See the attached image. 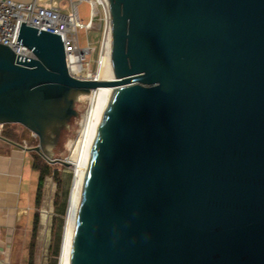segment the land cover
<instances>
[{
	"label": "water",
	"instance_id": "1",
	"mask_svg": "<svg viewBox=\"0 0 264 264\" xmlns=\"http://www.w3.org/2000/svg\"><path fill=\"white\" fill-rule=\"evenodd\" d=\"M100 1L112 80L72 77L61 38L26 24L33 58L0 44V125L48 161L78 96L114 88L71 264H264V0Z\"/></svg>",
	"mask_w": 264,
	"mask_h": 264
},
{
	"label": "rangeland",
	"instance_id": "2",
	"mask_svg": "<svg viewBox=\"0 0 264 264\" xmlns=\"http://www.w3.org/2000/svg\"><path fill=\"white\" fill-rule=\"evenodd\" d=\"M79 15L84 25L93 23L95 27V31H79L81 46L98 49L99 39L104 27L103 21L100 17L92 19V6L88 2L79 5ZM94 58H96V54L93 57L91 56L90 60ZM90 65L95 67L93 60ZM89 108L90 101L85 98L81 100L78 97L75 104L78 115L73 117L66 129L62 131L58 143L46 147L48 152H45V156L49 157L50 161L42 157L50 166V174L45 178L40 205L35 207V213L39 214V225L32 250L34 264H60L66 216L74 183V171L70 165L51 161L68 162L72 157V145L76 144L80 138L83 117ZM0 136L11 139L23 146L25 141L29 147L35 148L39 145V139L35 134L17 124L0 125ZM36 154V152L32 153L33 158ZM33 171L39 181V172L35 169Z\"/></svg>",
	"mask_w": 264,
	"mask_h": 264
},
{
	"label": "built area",
	"instance_id": "3",
	"mask_svg": "<svg viewBox=\"0 0 264 264\" xmlns=\"http://www.w3.org/2000/svg\"><path fill=\"white\" fill-rule=\"evenodd\" d=\"M88 2L92 6V19L100 17L103 21L102 35L98 49L82 47L79 31H95L93 23L84 25L79 15V5ZM23 24L39 31L58 35L64 45L66 62L72 77L86 81H100L99 70L105 64L103 60V44L110 20L100 0H34L22 3L15 0H0V44L13 50L21 60L33 58V53L22 45L19 39ZM95 67L90 64V57ZM78 68V69H77ZM36 139L37 137L34 136ZM24 147L31 148L24 142ZM0 264H6L0 253Z\"/></svg>",
	"mask_w": 264,
	"mask_h": 264
},
{
	"label": "crops",
	"instance_id": "4",
	"mask_svg": "<svg viewBox=\"0 0 264 264\" xmlns=\"http://www.w3.org/2000/svg\"><path fill=\"white\" fill-rule=\"evenodd\" d=\"M32 153L0 136V253L6 264H29L38 185Z\"/></svg>",
	"mask_w": 264,
	"mask_h": 264
},
{
	"label": "bare ground",
	"instance_id": "5",
	"mask_svg": "<svg viewBox=\"0 0 264 264\" xmlns=\"http://www.w3.org/2000/svg\"><path fill=\"white\" fill-rule=\"evenodd\" d=\"M112 79L113 78H111L107 71L106 64L102 65L99 70V80L108 81ZM112 89L114 88L102 87L93 90L90 94L78 96L81 100L83 98L88 99L90 101V108L83 117L80 138L76 144L72 145L73 155L68 160L69 165L74 171V183L66 216V226L63 235L60 264H71L73 238L86 170L88 168L92 149L100 128L105 98L108 91Z\"/></svg>",
	"mask_w": 264,
	"mask_h": 264
},
{
	"label": "trees",
	"instance_id": "6",
	"mask_svg": "<svg viewBox=\"0 0 264 264\" xmlns=\"http://www.w3.org/2000/svg\"><path fill=\"white\" fill-rule=\"evenodd\" d=\"M33 169L39 172V181H38V188H37V197H36V206L40 205L41 198H42V190L45 182V178L50 174V166L45 159L42 158L40 154H36L35 158H33ZM39 225V214L36 213L34 216L33 222V234H32V241L30 244V259L29 264H34L33 261V248L35 244V238L38 231Z\"/></svg>",
	"mask_w": 264,
	"mask_h": 264
},
{
	"label": "flooded vegetation",
	"instance_id": "7",
	"mask_svg": "<svg viewBox=\"0 0 264 264\" xmlns=\"http://www.w3.org/2000/svg\"><path fill=\"white\" fill-rule=\"evenodd\" d=\"M31 148H34V147H31ZM31 148H29V149H31Z\"/></svg>",
	"mask_w": 264,
	"mask_h": 264
}]
</instances>
